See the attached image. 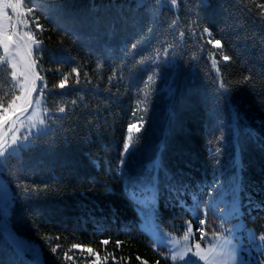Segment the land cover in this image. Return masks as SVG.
Instances as JSON below:
<instances>
[{"label":"trees","instance_id":"1","mask_svg":"<svg viewBox=\"0 0 264 264\" xmlns=\"http://www.w3.org/2000/svg\"><path fill=\"white\" fill-rule=\"evenodd\" d=\"M32 3L50 129L9 155L2 175L12 192L8 223L39 245L44 264H94L88 248L100 264H173L143 220L157 238L181 239L188 222L197 240L198 229L207 234L204 243L237 227L243 238L264 233V0ZM158 52V63H136ZM65 75L66 87L53 88ZM146 193L155 198L136 201ZM0 264H31L1 229Z\"/></svg>","mask_w":264,"mask_h":264},{"label":"snow or ice","instance_id":"2","mask_svg":"<svg viewBox=\"0 0 264 264\" xmlns=\"http://www.w3.org/2000/svg\"><path fill=\"white\" fill-rule=\"evenodd\" d=\"M144 2L145 0H138V4H143ZM155 2L158 5L169 3L175 8L179 6L180 0H155ZM258 7L260 9L258 12L259 17L264 19V3L259 4ZM6 9H12L13 15H9ZM35 10L32 0H0V49H2V53H0V158H3L6 154H11L9 152L10 149L13 152L15 151L13 146H18L17 141L20 139L16 132L19 128L25 126L26 121L30 128H37L38 124L41 126L45 125L44 117L48 115V109L42 102L44 89L48 88V84L42 82L39 90H37L36 85V81L42 80V77L36 71V61L33 59V53L35 50H39L42 44V40L37 39V36L43 30V26L39 24V17L35 15ZM175 25L176 21L173 20L172 27H175ZM203 32L210 37L212 36L208 28H204ZM192 34L195 35V32ZM184 35V31L179 32L181 41H183ZM208 43H212L217 48L223 47L219 39L214 41L210 39ZM131 47L136 49L137 44L133 43ZM164 55L167 56V50H165ZM216 55V53L211 54L212 66L216 70L217 76L220 77ZM219 55L224 61L231 59V57L224 55L223 52H220ZM149 62L158 63L159 52L155 59L149 57L136 61L138 65H144ZM72 71L79 77L80 74L77 69L74 68ZM250 78V76H245L244 81L247 82ZM147 79L149 83L153 82V76H148ZM67 80L68 76L65 75L52 87L63 89L66 87ZM220 87L225 92L228 91L227 85L222 79L220 80ZM34 92L37 93L35 99H33ZM18 101L21 103L18 104ZM72 103L75 104L76 101H72ZM137 108L139 109V104ZM18 112L19 115H17ZM58 112L64 113L65 108L59 107ZM10 116H14L15 119L10 121ZM139 119L143 120V117L141 116ZM5 125H7V128H5ZM133 127L134 123L128 127L129 134L124 142V152L129 150L134 141L132 135ZM9 133H12L10 138ZM27 139L28 136L23 137V140L26 141ZM197 219L200 225H204L206 213L205 219H200L199 217ZM221 227H223V224H221ZM198 230L201 232L199 240L195 238V234L192 231V222H188L182 241L172 237L173 247L169 249L168 258L173 261V264L178 260L185 261V264H197V260L203 262V264H220L219 258L225 256L223 247L213 245L208 248H202L201 245L204 243L207 234L202 228ZM57 239L59 238L57 237ZM259 240L264 242V233L259 236ZM103 243L107 244L108 241L105 240ZM226 243L230 244L231 242L226 241ZM72 247L76 248L78 245L73 244ZM217 248L221 250L217 251ZM52 250L55 252L56 248ZM87 251L96 255L94 264H100L99 254L93 253L91 248H88ZM227 255L230 260L235 261L234 246ZM191 257H196L197 259L193 260ZM65 258L70 259L67 253H65ZM107 258L105 256V261H107ZM112 259L115 261L116 258L112 257ZM157 264H159V261H157Z\"/></svg>","mask_w":264,"mask_h":264},{"label":"rangeland","instance_id":"3","mask_svg":"<svg viewBox=\"0 0 264 264\" xmlns=\"http://www.w3.org/2000/svg\"><path fill=\"white\" fill-rule=\"evenodd\" d=\"M138 3V0H135ZM151 4L152 6H156L157 8L163 6H171L169 3H163L161 5L156 4L155 0H145L143 4ZM9 15H13L12 9H6ZM15 18V17H14ZM41 48V45H40ZM39 48V49H40ZM2 50V49H1ZM36 51L33 53V59L36 61ZM37 90H39V86L41 85V80L36 81ZM37 93H33V99L36 98ZM45 96V95H44ZM42 98V102L45 106V98ZM18 104L21 103L20 101L17 102ZM31 111V109H29ZM49 112V111H48ZM49 114V113H48ZM19 115V112L17 113ZM15 119L14 116H10L9 120ZM45 125H37V128H30L27 121L25 122V126L19 128L16 132V135L20 138L17 141L18 146H13L15 151L13 152L12 149L9 150L11 154H6L3 158H0L2 162H0V213L2 218L0 219V229L8 241L13 245L15 250L22 255L25 259L28 260L31 264H44L42 253L40 247L34 241L27 240L26 238L18 235L16 232L12 230L10 227L7 217L9 215L10 207L12 205V192L7 184L6 180L4 179L2 172H3V164L5 163V159L9 155L19 154L22 149H26L28 146L32 144L33 137L47 133L50 129V124L48 121V115L44 117ZM7 128V125H5ZM12 133H9V138L11 137ZM24 136H28V139L25 141L23 140ZM10 142V141H9ZM146 198L154 199L155 195L146 193L144 195L136 196V201L141 203L146 201ZM140 209V208H139ZM145 219V218H144ZM151 225L147 222L142 223V228L146 232L150 233L155 239L157 245L165 244L167 245L168 249L173 247L172 237L166 238L161 236V238H157L160 235L158 228H154L151 230ZM239 227L232 231V234L228 235H221L217 236L215 239H209L204 244L202 243V248H208L213 245H220L223 247V251L225 252V256L219 258L220 264H264V242L259 240V236L255 233L248 234L247 238H243V234H241ZM238 232V233H237ZM176 238V237H175ZM179 239V238H176ZM182 241V238L179 239ZM226 241H230L231 243H226ZM235 248V255L236 259L233 262L229 259L227 253L231 251V249ZM220 248H217V251H220ZM191 259L196 260V257H191ZM177 264H185V261H176ZM197 264H203V262L197 260Z\"/></svg>","mask_w":264,"mask_h":264}]
</instances>
